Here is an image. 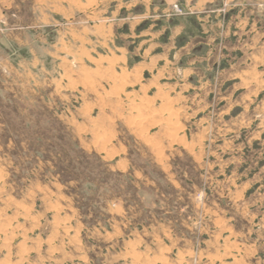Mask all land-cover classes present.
Wrapping results in <instances>:
<instances>
[{
    "label": "rangeland",
    "instance_id": "obj_1",
    "mask_svg": "<svg viewBox=\"0 0 264 264\" xmlns=\"http://www.w3.org/2000/svg\"><path fill=\"white\" fill-rule=\"evenodd\" d=\"M0 264H264V0H0Z\"/></svg>",
    "mask_w": 264,
    "mask_h": 264
},
{
    "label": "bare ground",
    "instance_id": "obj_2",
    "mask_svg": "<svg viewBox=\"0 0 264 264\" xmlns=\"http://www.w3.org/2000/svg\"><path fill=\"white\" fill-rule=\"evenodd\" d=\"M122 83V82H121ZM18 210V209H17ZM231 254V253H230ZM139 260V259H138ZM145 263V262H144Z\"/></svg>",
    "mask_w": 264,
    "mask_h": 264
}]
</instances>
